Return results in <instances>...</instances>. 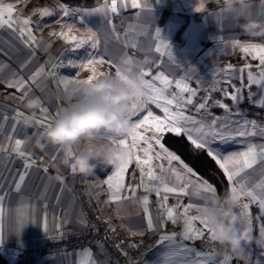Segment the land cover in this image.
I'll use <instances>...</instances> for the list:
<instances>
[{
    "label": "crops",
    "instance_id": "crops-1",
    "mask_svg": "<svg viewBox=\"0 0 264 264\" xmlns=\"http://www.w3.org/2000/svg\"><path fill=\"white\" fill-rule=\"evenodd\" d=\"M127 2L130 4L131 0ZM110 3L111 0H108L103 1L101 6L90 7L91 14L86 16H82L79 11V18L89 22L83 24L77 21L71 28V36H75L76 40L80 34L87 36L92 34L93 39L89 36L91 40L89 39L86 46H89L91 50L100 48L99 55L80 54L81 47L76 48V41L71 40L70 36H68L69 39H65L60 35L61 32H66L62 26H57L54 39H46L37 35L36 42H30L29 45L18 40L17 49L12 51L13 54L8 57L7 62L3 58L4 55L0 54V146L9 149L0 151V197H2L0 199V238L3 240L0 243V249L2 255L8 261L12 257L13 264H110L109 259L95 247L68 248L62 244L63 238L72 233L73 228H82L86 223V214L76 192V185L81 181L87 198L91 200L96 212H99L107 222L124 230L131 237H143L147 234L154 236L144 264H219L225 255L232 257L228 264H242L229 249L211 240L209 231L204 229L199 221L193 222L194 227L203 231V235L198 239H183L184 208L193 205L188 215H198L197 208L203 205L204 197L209 194L197 191L194 184L188 185L187 194L167 193L168 199L163 202L162 198L165 193L162 188L161 195H156L139 186L142 174L140 167L133 160L128 166L124 188L121 191V196L127 199L112 201L109 199L112 190L103 182L108 175H112L115 167L103 170L98 167L92 175L84 176L72 173L69 168L57 166L61 155L57 149L51 146L43 152L34 149L33 143L44 127L36 123L32 127H25L23 119L32 113L31 110L25 108L24 100L31 96H40L43 100V107L48 109L46 119L51 122L65 106L66 93L72 84L76 80H84L91 75L89 69L80 68V65L86 64L88 59H102L108 67L111 65L112 71H107L103 63L96 65L97 70L109 76L115 75L117 70L114 66L115 55L108 53V50L109 43L116 39L113 27L119 15L133 16L130 19V25L125 30L121 28L123 39L120 42H124L128 56L142 63L138 65V68L149 73L146 79L156 75L161 69L173 84L169 90L168 87L166 88L167 95L169 92L183 95L185 98L190 96L191 93L181 94L176 87V81H183L196 90V96L192 97L193 102L194 100L203 102L204 98H200L201 95H224L222 102L229 108L221 107L212 117H217L220 121L233 124V126L236 123L243 124L245 120L255 121L259 127L249 128V131L255 130L257 135L237 138L236 143L240 144L243 151L246 150L247 143L257 145L258 151L259 146H264V134L261 132L264 129L262 127L264 121L250 117L243 107V103L246 102L258 107L264 114V106H261L257 99L252 103L246 99L249 92L264 96V87L250 84L247 78L249 72L254 76H259L264 65L254 54L244 53L240 46L235 44L236 41L240 44H264V37L253 39L242 33L238 27L240 19L238 15L225 16L221 13L223 0H139L141 8L138 9L123 7L121 0H117V13H112L110 8L106 7ZM201 3L203 4L202 10L196 11L195 8L200 7ZM97 8H105L109 18L105 19L102 15L105 12H92ZM164 10L169 12L166 16L162 13ZM248 11L253 18L264 20V15H262L264 0H249ZM190 14L195 19L190 20ZM172 23L175 36L173 34V40L166 39V43L171 44V55L163 48L160 52H156L155 49L160 46L161 40L156 38L155 32L152 35L151 29L159 28L164 33ZM103 26L107 32L103 31ZM59 28H62L61 31ZM128 30L141 31V42L136 50L126 40ZM92 40L97 42L95 48L91 46ZM71 47L73 54H67V50ZM70 61L76 67L67 66ZM40 68L44 69L43 74L29 85L31 91L28 97L21 102L16 97L22 93L15 88L7 87V83L14 77H22L27 81ZM49 73H55V75ZM65 79L69 81L67 85L61 82ZM157 84L158 88L162 87L160 81ZM236 89H241L240 93L244 95V99L238 102L232 101L225 95V91L235 92ZM191 106L194 107V103ZM149 110L154 115L163 116L162 108H157L155 104H150ZM18 112L23 113V117L17 119ZM143 114L137 113L132 118V122L141 118ZM187 115L195 118L193 112ZM3 117L8 119L4 120ZM44 117L45 114L41 109L35 110V121L44 119ZM147 134L151 135V133ZM25 138L31 139H26L22 148L31 152L32 159L35 160L29 168L25 167V158L10 151L16 139ZM128 139L131 144L130 137ZM143 147L146 145L141 141L139 148ZM131 151L143 158L142 150L131 149ZM157 152H160L159 146L154 145L153 168L156 175L164 178L169 186L188 184L189 180L196 181L201 178L195 171L194 176H184L185 169L178 161H173L170 166L165 159L155 158ZM160 164L164 165L163 169L158 167ZM170 167L175 168L184 178L177 181L176 177L169 172ZM45 168L47 171L44 170ZM144 170L147 171V166H144ZM262 172H264V161L258 157L251 169H245L238 175L241 177L239 181L229 182V188L230 184L238 186L239 183L254 188L256 184L264 180ZM20 175H24L25 179L20 189L17 190L16 184L19 183ZM57 176L62 179H57ZM144 183L156 184L157 181L145 176ZM130 188L135 190L134 194ZM255 191L260 190L255 189ZM145 196L148 197L147 205L142 203ZM241 203L249 204L246 211L248 218L251 219L254 237L250 246L251 264H264V245L255 242L264 239L261 237V230L264 228V213L261 212L258 203L252 202L249 197H243ZM168 208L174 209L175 222L167 218ZM236 211L241 215L244 210L240 205ZM149 215L152 217L154 228L147 226ZM244 222L247 223L246 220ZM45 224L47 225L46 230ZM172 234L181 237L186 242H181L179 238L172 241L163 239L164 236L172 237ZM159 239L162 240L158 244L156 242ZM179 246L189 248L191 251L181 252L175 256L170 255Z\"/></svg>",
    "mask_w": 264,
    "mask_h": 264
},
{
    "label": "snow or ice",
    "instance_id": "snow-or-ice-1",
    "mask_svg": "<svg viewBox=\"0 0 264 264\" xmlns=\"http://www.w3.org/2000/svg\"><path fill=\"white\" fill-rule=\"evenodd\" d=\"M123 7H131L132 9L141 8V4L139 0H131L129 4L127 0H121ZM64 15H70L69 11L63 6H60ZM106 7L110 8L112 13H117L118 6L117 0H111L110 5H106ZM147 7V5H145ZM203 8V4L201 3L200 7L195 8L196 11H201ZM16 11L13 5L8 4L6 6L0 5V27H9L11 28L13 24L22 25L20 27L19 33L20 35H24L25 32L28 34V40L26 43L36 42L37 37L33 35L29 25L31 23L30 18H24L22 20L13 19V13ZM94 13H102L105 12V8H97L93 9ZM41 15H51L52 13L45 9L40 13ZM91 14V13H90ZM264 15V12H262ZM71 31V29H69ZM156 38L161 40L160 46L156 47V52H160L161 49H165L168 51V54L171 55V44L170 42L166 43L165 40L167 38L161 37V30L159 28L155 29ZM55 35V34H54ZM61 36H64L65 39H69L66 33L61 32ZM94 35V34H93ZM73 41H76V48L82 47L87 41L85 39L76 40V37L73 36L70 38ZM97 42L93 41L92 47H96ZM235 44L239 45L241 50L244 53H252L254 56L258 57L260 63L264 65V44L257 43H245L240 44L239 41H236ZM104 61L88 59L86 64L80 65L81 69H89L91 71V75L88 76L87 81L91 82V80L97 75V64H102ZM125 68H117L116 75L121 77L122 79H127V76L132 73V69L127 67L131 64V60L124 61ZM63 66V65H61ZM69 67H76L73 62H69L67 65ZM246 67H249L246 65ZM242 71V70H241ZM44 72L43 68L35 71L29 80H24L22 77H14L7 83V87L15 88L18 92L22 94L19 97H16L21 102L28 97L31 89L29 85L34 83L38 77H40ZM141 77V83L143 87L146 89V98L144 99L140 108L133 112V117L137 115V113H146L143 114L141 118H138L136 121L131 123L130 131L127 135L117 138L114 140L115 143H118L122 147H126L129 149V153L127 155L126 161L122 163L120 166L115 167L112 175H108L107 179L103 182L106 184L111 190V195L109 197L112 201H120L121 199H127V197L121 196V191L124 188V178L127 172L129 164L132 163L133 160L137 163L141 170V184L139 186L144 187L148 192H154L156 195H161V188L165 195H163V202H166L168 199L167 193H183L187 194L188 185H193L196 187L197 191L203 192H211L215 193L216 188L207 181H204L202 178H199L196 181L189 180L188 184H181L178 186H169L168 183L165 182V179L162 177H158L155 173V169L153 168L152 161L154 159L153 156V148L154 145L159 146L160 152L155 153V158H162L167 161V163L171 166L173 161H178L183 168L185 169L184 176L188 175H196L194 170L186 164L179 155L175 152L171 151L166 145L163 143V137L165 134H172L174 137H185L187 141L193 146L196 150H202L207 153L209 157H211L215 163L218 165L220 169L223 170L225 176L227 177L229 182H232L236 176H238L245 169H251L253 165L257 162V158L264 161V146H259V151L257 150L258 146L252 143H247L245 145L246 150L241 152H235L228 155H225L223 151L218 148H214L213 144L217 141L221 144H227L229 141H236L237 138L244 137H254L257 135L255 130L249 131L251 129H257L259 126L255 121H247L245 120L243 124L236 123L235 126L233 124H229L227 122H221L219 118H212L210 121L205 122L204 120H196L194 117L186 115L184 109L188 105L193 104L192 97L196 96V90L191 88L187 83L183 81H176V87L180 90V93H191L190 96L185 98L183 95L169 93L165 95V90L168 86L171 85V81L168 80L166 76L162 73L157 75L154 79L161 81L164 85L163 88H157L155 84L150 79H145V76L149 75V73L145 72L142 68H138L137 72ZM50 75H55V73H49ZM100 75H104L103 72H99ZM248 80L250 84L261 85L264 87V69L261 70L259 76H254L251 72L248 74ZM62 83L67 85L69 81L62 80ZM230 83V82H229ZM241 92V89H236L235 92H227L225 91V95L230 97L232 101H237L239 99L238 93ZM250 96L254 94L249 93ZM171 96V98H169ZM208 98H205L203 102H199L195 105V109L198 113L202 112V110H206L208 107L207 104ZM215 103L219 104L221 107L228 109L229 106L227 104H221L219 101ZM258 103L261 106H264V97L258 100ZM155 104L157 108H162L163 116L154 115L151 110H149V105ZM173 106L175 107V111L173 110ZM42 113L45 114L44 119L36 120V123L39 126L47 127L50 122L46 119V114L48 109L43 107V104L40 107ZM59 113H57L58 115ZM23 117V113H17V119ZM4 120H7V117H3ZM24 120V119H23ZM14 131V129H13ZM262 134H264V129L261 130ZM147 133H151L148 135ZM131 139V144H129V138ZM26 139H16L14 142V146L10 149V151L15 152L20 157L25 158L26 164L25 167L29 168L32 164L35 163V160L32 159V153L23 150L22 145L25 144ZM143 142L146 147L142 149L139 148L140 142ZM131 149L142 150L143 158L140 155L135 154L131 151ZM9 149L0 146V151H8ZM239 165L238 168L230 169L229 165ZM144 166H147V171L145 172ZM159 168L163 169L164 165H158ZM47 171V168L44 169ZM72 173H75V169L71 170ZM169 172H171L176 180L179 181L184 177L181 173L177 172L175 168L170 167ZM264 174V172H262ZM147 177L150 180L157 181L156 184H146L144 183V177ZM57 179H62V177L57 176ZM25 177L24 175L19 176V183L16 184V189H20V185L23 183ZM230 188L232 190H239L243 197H249L252 202H256L259 205V208L262 213H264V180H262L259 184H256L253 187H246L244 183H239L237 185L230 184ZM255 189H259L257 192ZM130 190L134 194V189ZM2 199V197H0ZM142 203L147 205L148 197L145 196L142 199ZM241 208L244 210L241 214V218L243 221L246 220L248 224L251 225V219L248 218L247 209L249 208L248 203H241ZM163 207V203L161 204ZM193 207V205H188L184 208V220H185V230L182 233L184 240L200 238L203 235V231L197 230L194 227V221H199L204 229L208 230L210 233L211 240L215 241V233L212 229L209 228L206 220L200 215V208H197V212L199 213L196 216H189L188 212ZM167 218L169 220H173L175 222V211L173 208H168L166 210ZM147 226L149 228H154L153 220L151 215L148 216ZM47 225L45 224V230ZM135 234V233H134ZM261 237L264 238V228L261 230ZM164 240L172 241L174 236H164ZM2 238H0V243H2ZM191 249L185 247H179L175 251L171 252L170 255L175 256L179 255L181 252H190ZM197 255H200L197 253ZM232 259L231 256L225 255L223 260L219 262V264H228V262Z\"/></svg>",
    "mask_w": 264,
    "mask_h": 264
},
{
    "label": "clouds",
    "instance_id": "clouds-1",
    "mask_svg": "<svg viewBox=\"0 0 264 264\" xmlns=\"http://www.w3.org/2000/svg\"><path fill=\"white\" fill-rule=\"evenodd\" d=\"M249 0H223L220 9L225 16H239L240 31L250 38L264 37V20L253 18L248 11ZM146 98V89L138 73L127 79L115 75H97L76 80L66 93V104L33 143L41 152L50 146L61 155L57 166L89 176L100 167H118L126 161L129 149L114 140L130 131L133 112ZM43 100L31 96L24 100L26 115L23 124L32 127L35 110ZM243 199L240 191L229 188L222 196L209 192L200 207V215L215 233V241L226 247L242 264H251L250 246L254 241L251 225L245 223L236 209ZM264 245V239L255 241Z\"/></svg>",
    "mask_w": 264,
    "mask_h": 264
},
{
    "label": "rangeland",
    "instance_id": "rangeland-1",
    "mask_svg": "<svg viewBox=\"0 0 264 264\" xmlns=\"http://www.w3.org/2000/svg\"><path fill=\"white\" fill-rule=\"evenodd\" d=\"M105 1H108V0H105ZM8 4L13 5L14 8L16 9V11L13 13V19L14 20H17V19L22 20L24 18H30L31 23H30L29 27H30L33 35L34 36L40 35L46 39H48V38L54 39L55 38V35L57 33V30H56L57 26H62L63 29H66L65 33L67 34V36L72 37L71 36L72 31L70 32L71 33L70 34L69 29H71L73 27L74 22L80 21L83 24H86L87 22H89L83 18H81V19L79 18V16H78L79 11H80V13H82V16H86V15L90 14L89 10L91 9L90 7L70 5L67 3H63L62 1H59V0H0V5L6 6ZM61 5H63L71 14L67 15V16L64 15V11L60 7ZM99 6H101V5H99ZM45 9L49 10L52 14L47 15V16L41 15L40 13L42 12V10H45ZM186 9H188V8H186ZM102 15H104L105 19L109 18V16L107 15L106 12ZM190 16H191L190 20L195 19V18H193L192 14H190ZM131 17H133V16L119 15L117 17V21H115V24H114L115 26L113 27L114 28V37L116 39L114 40V42L109 43L110 46H109L108 53L115 55L114 66L117 68L124 69L126 67L124 64V61L130 59L131 64L128 65L127 67H130L132 69V73H136L138 65H142V63L136 62V61H134V59L131 56H128V54L126 53L127 52L126 48L124 47V44H123L124 42H120L123 39L121 37V33H122L121 28H123L125 30L126 27L130 25L129 22H130ZM105 26L102 27L103 31H106V29L104 28ZM20 27H22V25H19V24H13V26L11 28L6 27V26L0 27V54L4 55L3 58L6 60V62L9 60L8 57H10L13 54L12 51L17 49L16 45H17L18 40L20 42H22L23 44H28V45L30 44V43L25 42L28 40L27 32H25L24 35H20L19 30H18ZM62 28H59V30ZM173 29L174 28H173V23H172L168 27V30L166 32L163 33L161 31L162 38H168V39L171 38L173 40L172 37H173V34L175 33V32H173ZM42 30H44V31H42ZM154 32H155V28H152L151 29L152 35ZM88 35L91 36L92 34H88ZM140 35H141V31H131V30L127 31L126 40L129 42V45H131V47L134 48V50H136V48L139 47V43L141 42L140 41ZM89 36L80 34V37L78 38V40L85 39L88 42L90 39ZM174 36H175V34H174ZM91 38H92V36H91ZM87 42L79 50L80 54L83 53V54L99 55L101 53L100 48H95L92 50L90 48H88L89 46H86ZM165 42H166V40H165ZM68 44H70V43H68ZM192 45H193V42H192ZM103 46H104V44H103ZM185 46H187V45H185ZM72 47H73V44H72ZM72 47H71V49L67 50V54H73L72 53V50H73ZM130 55H132V54H130ZM103 64H104L103 67L107 71H112V67H110L111 65L108 64L109 65V67H108L106 65V63H103ZM161 73L166 76V74L161 69H159L157 71L156 75L149 78L150 80H152V82L155 84V86L157 88H158L157 83L159 82V80H155L154 78ZM145 79H146V76H145ZM170 86L172 87L173 84L171 83ZM170 86H168V90L170 89ZM163 87H164V85L162 84L161 88H163ZM249 93L247 94V97L246 96L245 97H246L247 101H250L251 103L255 102L256 99L258 101L260 98L264 97V96L258 95L257 93H254V92L253 93L251 92L254 95L250 96ZM168 94H169V92H168ZM165 95H167L166 91H165ZM238 96H239V99L236 102L244 99V95H242L241 93L238 94ZM202 97L204 99L208 98V100H207L208 107L206 110H202V112L198 113L195 109V105L197 103H199L200 101L194 100V102H193L194 107H192L191 105H188L184 109V111H185L186 115L189 112H193L195 119L198 121L204 120L205 122H208L211 120V118H214L212 116H214L216 114L215 112H217L218 109L221 108V106L215 102L219 101L221 104H223L222 101H223L224 95H214V94L207 95L206 94V95L200 96V98H202ZM169 98H171V96H169ZM187 108H188V110L186 111ZM173 110L174 111L176 110L174 108V106H173ZM213 110H214V112H213ZM144 114H146V113H144ZM215 118H217V117H215ZM221 122H225V121H221ZM262 127L264 128V125H262ZM213 147L218 148L219 150L223 151L225 155L243 151V150H241L240 144H237L236 141H229L227 144H221L220 142L217 141L215 144H213ZM238 166L239 165L233 166L230 164L229 168L234 170V168H238ZM240 178H241L240 176H236L231 183H234V181H239ZM172 235L174 236V239L179 238L180 240H182L181 237H178L175 234H172ZM161 240L162 239H159L156 243L159 244L161 242ZM181 242L185 243L186 241L182 240ZM179 247H182V246H179ZM9 261H10V264H13V262H14L12 257H10ZM14 264H16V263H14Z\"/></svg>",
    "mask_w": 264,
    "mask_h": 264
},
{
    "label": "built area",
    "instance_id": "built-area-1",
    "mask_svg": "<svg viewBox=\"0 0 264 264\" xmlns=\"http://www.w3.org/2000/svg\"><path fill=\"white\" fill-rule=\"evenodd\" d=\"M82 185L81 181L76 185V192L86 214V223L82 228H73L72 233L63 238V246L95 247L109 259L110 264H144L154 236L149 234L131 237L124 230L107 222L96 212Z\"/></svg>",
    "mask_w": 264,
    "mask_h": 264
},
{
    "label": "trees",
    "instance_id": "trees-1",
    "mask_svg": "<svg viewBox=\"0 0 264 264\" xmlns=\"http://www.w3.org/2000/svg\"><path fill=\"white\" fill-rule=\"evenodd\" d=\"M74 6L95 7L105 0H59ZM165 16L169 12H162ZM243 107L247 110L250 117L258 121H264V114L258 107L244 102ZM163 143L171 151L175 152L181 159L188 164L202 179L208 181L216 188L217 195H223L229 189V181L222 169L215 161L207 155L205 151L196 150L191 146L185 137H174L172 134H165ZM0 249V264H10L8 259L2 255Z\"/></svg>",
    "mask_w": 264,
    "mask_h": 264
}]
</instances>
